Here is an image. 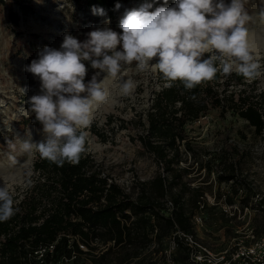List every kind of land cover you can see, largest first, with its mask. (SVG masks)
Returning a JSON list of instances; mask_svg holds the SVG:
<instances>
[{
	"label": "trees",
	"instance_id": "obj_1",
	"mask_svg": "<svg viewBox=\"0 0 264 264\" xmlns=\"http://www.w3.org/2000/svg\"><path fill=\"white\" fill-rule=\"evenodd\" d=\"M152 1L74 0L77 7L87 10L94 6L103 8L111 18L117 15V3L139 8ZM15 2L18 10L13 7ZM169 2L167 0V5ZM0 4L6 6L4 21L10 27L18 25L22 16L33 11L31 4L23 0H0ZM85 39L87 34L81 35L79 40ZM83 62L87 68L86 82L94 68L89 61ZM217 67L220 69L219 64ZM157 77L160 88L152 92L149 105L136 120L142 127L138 134L142 148L152 154L165 174L159 171L151 179L138 180L134 183L137 189L134 186L129 192L115 182L108 184L88 151L86 135L84 151L76 164L65 162L58 166L35 151L30 180L19 195L13 196L15 214L0 221V264H29L28 252L32 253L39 244L53 241L55 255L69 254L71 246L80 250L75 239L70 240L74 234L82 238L93 234L115 240L114 246L90 257L96 264H129L148 257L146 264H155L150 258L159 252L166 259L162 242L172 235L175 226L194 233L192 216L195 210L201 209L204 192L201 186L191 189L188 182L181 181V171L186 170L177 168L183 160L181 146L195 155V145L188 137L189 125L193 128L197 120L212 111L214 123L210 130L219 145L206 159L195 161L198 167H206L208 171L214 165L220 167L216 180L226 181L231 186V192L225 195L229 203L239 195L242 208L249 204L252 186L238 176L247 155L245 145L239 140L246 139V132L242 126L228 120V116L243 119L253 135L264 136V87L259 85L258 77L247 80L235 71L225 75L221 69L214 78L190 90L179 80H165L159 70ZM18 121L21 128L41 126L34 113L21 115ZM99 138L105 140L107 135L101 134ZM12 140L9 137L1 141L11 144ZM176 185L179 190L173 191ZM189 189L185 201V191ZM166 197L174 205L170 215L162 211ZM259 227L264 229V221ZM154 228L156 231L152 234ZM153 238L157 239V245L150 249ZM175 242L171 256L174 264H195L183 240L175 237ZM72 264H87V261L78 258Z\"/></svg>",
	"mask_w": 264,
	"mask_h": 264
},
{
	"label": "rangeland",
	"instance_id": "obj_2",
	"mask_svg": "<svg viewBox=\"0 0 264 264\" xmlns=\"http://www.w3.org/2000/svg\"><path fill=\"white\" fill-rule=\"evenodd\" d=\"M23 1L29 2L33 11L22 16L15 27H10L4 21L6 6L0 4V185L6 183L12 196L23 191L33 172L35 150L31 155L23 153L22 142L28 139L39 142L43 139L42 132L39 131L42 125H26L24 128L19 126L21 115L30 113L27 103L29 97L40 93L39 79L25 71V65L37 59L38 50L45 45L59 49L66 32L78 40L81 35L95 28L111 27L114 31L121 32L118 27L120 18L125 10L133 9L121 6L116 17L111 18L107 12V16L103 17L93 14L92 10L77 7L74 0ZM230 2L231 0H225V3ZM243 2L244 10L251 17L245 25L249 46L256 61L261 65L258 83L264 87V22L259 19V13L264 9V0ZM163 4V1L155 0L154 7ZM173 4L174 0H170L165 6ZM13 7L18 10L16 2ZM106 19L110 20L109 24H105ZM121 49L122 45H118L117 50ZM157 59L154 58L143 70H140L135 62L122 65L116 77L100 73L98 80L102 81L106 90V99L92 103L90 124L82 129L94 162L124 187L129 185L137 189L134 183L140 179H151L161 171L156 159L142 148L138 140L142 127L136 120L149 105L152 92L160 88L158 69L154 65ZM98 71L93 69L85 83L87 84ZM123 81L132 85L128 95L122 94L120 90ZM228 120L242 126L246 132V139L239 140L245 145L247 155L238 176L252 186L253 193L247 205L248 209H236L233 214L223 211L221 204H229L225 195L231 192V186L226 181L216 180V173L220 169L218 165L212 166L208 171L206 167H198L195 161L206 159L210 155L209 152L212 154L219 145L210 130L214 123L213 111L197 120L193 128L192 124L189 125L188 137L195 145V155L181 146L183 160L177 166L178 169H186L181 171V181L188 182L191 189L201 186L204 191L215 193L216 200L219 201L195 210L194 214L200 215L201 220L196 221L192 216L194 235L198 242L213 253L210 256L212 260H215L214 257L220 249L232 245L238 239L249 238L251 232L255 235L264 234V229L259 227L264 221V136L253 135L243 119L228 116ZM98 133L99 136L107 135V138L100 139ZM9 137L13 139L11 144L2 143V139ZM178 190L179 185H176L173 191ZM190 191H185V201L188 200ZM260 196L261 199L258 200ZM233 202L240 204L239 195L234 196ZM153 239L154 244L150 243V249L157 245V239ZM171 239L169 236L162 242L161 249L166 252V259L161 252L153 254L150 258L155 264H174L171 256L175 245ZM147 260L149 257L129 264H146Z\"/></svg>",
	"mask_w": 264,
	"mask_h": 264
},
{
	"label": "clouds",
	"instance_id": "obj_3",
	"mask_svg": "<svg viewBox=\"0 0 264 264\" xmlns=\"http://www.w3.org/2000/svg\"><path fill=\"white\" fill-rule=\"evenodd\" d=\"M154 2L125 10L119 33L111 27L95 28L81 42L66 32L59 49L45 45L38 50V58L24 70L40 81V93L29 97L27 103L28 111L42 125L39 131L43 139L23 141V153L31 155L35 150L58 166L78 163L85 146L82 129L90 124V107L106 99L98 76L106 73L116 77L122 65L135 62L143 70L158 58L154 65L163 78L179 80L189 90L214 78L221 69L225 75L235 71L247 80L261 75V65L248 42L245 25L251 17L244 10L243 0H174L172 6H165L164 0L163 5L150 10ZM115 7L119 10L121 5ZM92 12L107 16L103 8L94 6ZM259 19L264 22V9ZM109 23L106 19L105 24ZM118 45H122L121 50H117ZM83 61L99 70L87 84ZM131 87L130 82L123 81L120 90L128 95ZM15 211L13 196L3 183L0 221L10 219Z\"/></svg>",
	"mask_w": 264,
	"mask_h": 264
},
{
	"label": "built area",
	"instance_id": "obj_4",
	"mask_svg": "<svg viewBox=\"0 0 264 264\" xmlns=\"http://www.w3.org/2000/svg\"><path fill=\"white\" fill-rule=\"evenodd\" d=\"M182 162V161H181ZM161 173L165 174L162 166L160 167ZM101 175L106 176L108 184L110 182H115L119 184L124 191H131V186L124 187L121 185L115 177H112L109 173L104 172L101 169ZM143 180V179H140ZM202 202L200 207L202 208L208 203H218L216 200L215 193L204 191L201 195ZM261 199V196L258 200ZM173 202L169 197L164 200V206L162 211L166 215H170ZM223 211L233 214L235 210L238 211L242 209L238 202L232 203H222ZM243 208L248 209L245 205ZM196 221L201 220V216L198 214L193 215ZM156 231L154 228L153 233ZM173 245L176 244L175 237L183 240V242L189 247L190 260L195 264H264V234L255 235L253 232L249 234L247 239H238L234 241L232 245L226 246L220 249L216 253L215 260H212L210 256L213 254L205 245H202L197 241L196 236L191 231L183 230L178 226H175L171 235ZM75 239L80 250H77L71 246L69 254L61 253L59 255L54 254V244L55 242H50L47 244H39L37 248L33 249L32 253L28 252L29 264H72L78 258H84L87 264H96L90 257L98 256L101 252L114 246L115 240L113 238L103 239L98 235L89 234L88 237L82 238L79 234H74L70 237V240ZM154 244V239L151 241ZM215 256V255H214ZM33 258V261L30 258ZM27 264V263H23Z\"/></svg>",
	"mask_w": 264,
	"mask_h": 264
}]
</instances>
